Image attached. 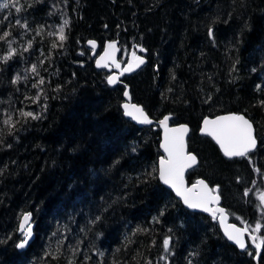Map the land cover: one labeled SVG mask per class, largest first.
Returning a JSON list of instances; mask_svg holds the SVG:
<instances>
[{"label": "trees", "instance_id": "1", "mask_svg": "<svg viewBox=\"0 0 264 264\" xmlns=\"http://www.w3.org/2000/svg\"><path fill=\"white\" fill-rule=\"evenodd\" d=\"M0 2L10 3L0 9V36L9 33L0 39V264H264V244L256 263L252 247L238 252L215 220L162 186L159 128L126 119L125 87L94 68L106 42H118L122 64L145 51L143 68L122 81L132 102L153 121L189 127L198 163L186 182L218 187L230 222L261 243L264 0H19L20 12ZM225 114L252 124L253 153L227 160L199 135L203 119ZM25 214L34 239L20 252Z\"/></svg>", "mask_w": 264, "mask_h": 264}, {"label": "snow or ice", "instance_id": "2", "mask_svg": "<svg viewBox=\"0 0 264 264\" xmlns=\"http://www.w3.org/2000/svg\"><path fill=\"white\" fill-rule=\"evenodd\" d=\"M19 0H11V6L16 7V11L20 12L22 9L18 6ZM10 7L9 2H0V9H7ZM16 23L19 25L20 20L18 19ZM68 25V21L65 20L63 25L59 28L58 33H55L58 41L60 42L59 46L63 47V42L67 39L65 35V28ZM22 27H27V25H21ZM39 34V30L37 31ZM9 35L8 32H4L3 36H0V39L7 37ZM49 35H54V33H49ZM213 35L212 29H209V36ZM90 44L94 42L90 41ZM58 45L54 42L52 44L53 48H56ZM31 47V43L29 44ZM108 49H115L114 43H109L107 45ZM143 51V49H141ZM15 53V49H12L7 56L3 59L8 60ZM107 54V53H106ZM133 62H129L128 67L124 69L125 72H130L134 70V68L140 67L144 64V60L137 56L135 52H133ZM103 59V57L101 58ZM97 66H102L100 61L97 62ZM107 66V65H103ZM119 67V65H117ZM33 72H36V66L34 65L31 69ZM19 77H16L13 80V83H16ZM117 77L109 76L107 78V82L109 85L115 84L117 82ZM43 79L39 81V84H43ZM37 84H34L33 87H37ZM125 96L128 95L127 92L124 93ZM124 114L126 116H131L134 120L141 124H151L152 121L148 118V116L144 113L143 109L137 107L135 105L124 104ZM20 115L27 119H37L38 114H33L32 112L20 111ZM169 120L168 116H165L163 120L159 123L165 129L164 142L161 144V147L164 149V152L167 153V159L162 158L160 160L159 167V176L160 180L165 184L171 187L177 196H179L185 205L189 208H200L205 212H210L213 215V218H216V214H220V222L223 225L225 223L224 220V210L222 208L213 209L210 205L218 203L220 196L213 195L212 193L217 191L216 189L209 190L208 186L204 183V181H198L196 185H193L192 188H185L183 183V173L185 168L191 167L196 164V157L191 154H186L184 150V136L188 132V128L186 126H180L178 128H169L167 121ZM4 124L8 125L10 128L15 127V123L11 116L3 121ZM203 128L201 131L208 136H211L216 143L220 146V149L223 151L225 157L233 158V157H245L252 149L256 147V139L253 136V127L252 124L244 118L242 115H228L217 117L215 120H209L205 118L203 121ZM200 187V191L197 192L195 189ZM247 195V190L245 192ZM261 200L264 201V196L261 197ZM101 219L100 216L96 217V221ZM96 221H93L95 223ZM231 230L229 231L227 228L225 229V235L227 238L234 243H236L241 249L245 248L244 243V232L248 229H238L235 226H230ZM260 225L257 224L254 231H259ZM20 231L23 235V239L16 244L18 249H24L28 243L29 239L32 236L31 224L29 223V216L24 215L21 224ZM146 231V230H145ZM253 241H256V237H252ZM262 244L256 243L257 253L261 249ZM170 247V238L166 237L163 240V249L165 252L169 251ZM59 252V248L57 249ZM53 255V259H56V255ZM164 259V257H161ZM68 264H75V261L69 260Z\"/></svg>", "mask_w": 264, "mask_h": 264}, {"label": "water", "instance_id": "3", "mask_svg": "<svg viewBox=\"0 0 264 264\" xmlns=\"http://www.w3.org/2000/svg\"><path fill=\"white\" fill-rule=\"evenodd\" d=\"M89 42H90V41L87 42V46H88L90 49H92L93 51H95V50L97 49V43H96L95 41H92V42H94V46H93V44H90ZM109 43H114V44H115V49H108V48H107V45H108ZM106 53H107V54H106ZM137 53H138V52H137ZM132 54H133V52H131V53L129 54V56L127 57V61H126V63H125V64H122V63L119 61V58H120V49H119V47H118V42H106V43L104 44V46H103V48H102L100 54L96 57V59H95V61H94V68H95L96 70H98V71H105L107 74H109V76H115V77L118 78V79H117V82H116L115 84L109 85L108 82H107V84H108L109 87H112V88H113V87H116V86H118V85H122V86L125 87V92H127L128 95H127V96H125V95L123 96L124 103L122 104V111H123V115H124V117H125L126 119L130 120V121H131L136 127H139V128L150 127L151 125H153L154 121L151 120V121H152L151 124H141V123H138L136 120H134L131 116H126V115L124 114V111H125L124 108H123V105H124V104H129L130 106H131V105H135V106H137V105L131 102V97H130V94H129V88L126 87V86L122 83V81H123L125 78H129V77H131L133 74L137 73V72H138L139 70H141V69L143 68V66L146 64V59L142 56V55L145 54V51H141V55H139V54H136V55L139 56V57H141V58L145 61L144 64H142V65H141L140 67H138V68H134V70H132V71H130V72H125L124 69H125L126 67H128L129 62H133V63H134L133 55H132ZM102 57H103V59H101ZM98 61H100V64H101L102 66H100V67L97 66V62H98ZM103 65H107V66H103ZM117 65H119V67H117ZM111 73H112V74H111ZM125 92H124V93H125ZM137 107H140V106H137ZM140 108H141V107H140ZM228 115H232V114H225V115H220V116H217V117L228 116ZM217 117L212 118V119H210V118H207V119H209V120H215ZM244 118H245V117H244ZM163 119H164V118H163ZM163 119H161V120H163ZM170 119H171V118L169 117V120H170ZM245 119H246V118H245ZM161 120H159L158 122H156V125L158 126V128H159V130H160V132H161L159 148H160V151H161V153H162L163 156H162V157L159 159V161H158V179H159L160 183L162 184V186H164L166 189H168L169 191H171L172 194L175 196V198H177V199L180 201V203H181V205L183 206V208H185L187 211H189V212H191V213H199V214H202V215H204V216H207V217H209V218L215 220L216 223H217V225H218V228H219V231H220L221 235L225 238V240H226L231 246L235 247L236 250H237L238 252H244V251L247 249V246H248V245H249L250 247H252V248L255 250V257H254V258H255V262L258 263V261H259V259H260V257H261V254H262V247H261V249L259 250V253H257V249H256V241H255V242L253 241V239H252L253 236L251 235V233L249 232V230H247L246 232H244V237H243V239H244V243H245V248H243V249H241V248H240L236 243H234L233 241L229 240V239L227 238V236L225 235V229L227 228V229L230 231V230H231V227H230V226H235V227L238 228V229H248V228H247L245 225H244L243 227H240V226H237V225H235V224H233V223L230 222V218H229L228 214L226 213V210L221 206V198L219 199L218 203L212 204V205H210V207L213 208V209L222 208V209L224 210V220H225V223H224L223 225H222L221 222H220V214H219V213L216 214V218H213V215H212L210 212H205V211H203V210L200 209V208H195V209H193V208H189V207H187V205L184 204L183 200H182L179 196L176 195L175 191H174L171 187H169L168 185H165V184L160 180V176H159V167H160V163H159V162H160V160H161L162 158L167 159V153H165V152H164V149L161 147V144L164 142V136H165V129H164V127L161 126L160 123H159ZM169 120L167 121V124H168V127H169L170 129H171V128H178V127H180V126H186V127L188 128V132H187V133L185 134V136H184V145H185L184 150H185V153H186V154H190V153H188V149H187V137H188V135H189V127H188L187 125H179V126L170 127V125H169ZM204 120H205V119L202 120L201 125H200V129H199V135H200V136H204V137L209 138V139H210V140H211V141L217 146L219 152L221 153V155H222L225 159H227V160H232V159L244 158V157H233V158L225 157L224 154H223V151L220 149V146L216 143V141H215L211 136H208L207 134H205V133H203V132L201 131V129H202L203 126H204V125H203V121H204ZM253 136L255 137V131H254V129H253ZM256 147H257V142H256ZM256 147H255L254 149H252L248 154L253 153V152L255 151ZM248 154H247V155H248ZM191 155H193V154H191ZM247 155H246V156H247ZM196 161H197V160H196ZM196 166H197V162H196V164L192 165L191 167L185 168L184 173H183V183H184V187H185V188H192V186H193V185H196L198 181H203V180H197L194 184H192V185H190V186L187 185V182H186L185 176H186V174H187L190 170L194 169ZM204 183L207 185V183H206L205 181H204ZM207 186H208V185H207ZM208 189H209V190L216 189L217 191L213 192L212 194H213V195H217V194L219 195L218 187L211 188V187L208 186ZM200 190H201V189H200L199 186L197 187V189H195V191H197V192H199ZM25 215H26V214H25ZM27 215H28V214H27ZM28 216H29V223L31 224L32 236H31L30 239H29V243H28V245H27L24 249H18L20 252L25 251V250L28 248V246L31 244V242L33 241V239H34V234H33V228H34V226H33V224H32V217H31L30 215H28ZM23 217H24V215L22 216V218H21V220H20V223H19V231H20V224H21V221H22ZM20 233H21V231H20Z\"/></svg>", "mask_w": 264, "mask_h": 264}, {"label": "flooded vegetation", "instance_id": "4", "mask_svg": "<svg viewBox=\"0 0 264 264\" xmlns=\"http://www.w3.org/2000/svg\"><path fill=\"white\" fill-rule=\"evenodd\" d=\"M135 54H138V53H135ZM111 74H112V73H111ZM131 102H132V100H131ZM132 103H133V102H132ZM134 104H135V103H134ZM136 105H137V106H140V105H138V104H136ZM140 107L143 109L144 113L147 115V113H146V111L144 110V108H143L142 106H140ZM147 116H148V115H147ZM148 118H149L150 120H152L149 116H148ZM163 118H164V117H163ZM163 118H162V119H163ZM170 120H171V119H170ZM170 120H169V125H170V127L179 126V125H171V124H170ZM152 121H153V120H152ZM156 122H158V121H154L153 125L156 126V127L158 128V126L156 125ZM153 125H151V126H153ZM189 131H190V130H189ZM198 133H199V132H198ZM203 137H204V136H203ZM206 138H207V137H206ZM197 163H198V162H197ZM192 170H193V169H192ZM190 171H191V170H190ZM190 171H189V172H190ZM186 175H187V174H186ZM185 179H186V176H185ZM198 180H199V179H198ZM196 181H197V180H196ZM196 181H195V182H196ZM195 182H194V183H195ZM194 183H193V184H194ZM187 185L190 186V185H192V184H188V183H187Z\"/></svg>", "mask_w": 264, "mask_h": 264}, {"label": "rangeland", "instance_id": "5", "mask_svg": "<svg viewBox=\"0 0 264 264\" xmlns=\"http://www.w3.org/2000/svg\"><path fill=\"white\" fill-rule=\"evenodd\" d=\"M262 196H264V194H261L260 196H258V198L261 199ZM262 202H264V201H262Z\"/></svg>", "mask_w": 264, "mask_h": 264}]
</instances>
